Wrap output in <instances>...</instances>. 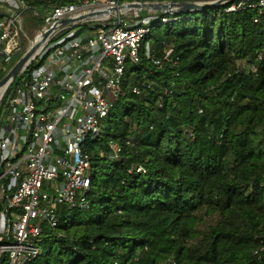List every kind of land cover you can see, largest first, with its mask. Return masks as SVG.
Returning <instances> with one entry per match:
<instances>
[{"label": "trees", "instance_id": "obj_1", "mask_svg": "<svg viewBox=\"0 0 264 264\" xmlns=\"http://www.w3.org/2000/svg\"><path fill=\"white\" fill-rule=\"evenodd\" d=\"M258 1L181 8L151 21L147 43L163 67L143 54L138 66L126 67L108 126L88 148L85 205L58 208L57 225L45 230L27 264H264V249L258 252L264 242V7ZM239 3L244 6L227 12ZM164 45L178 58L176 77L163 59ZM238 61L248 68L238 69ZM23 80L26 72L12 88ZM142 81L150 87L138 97L131 87ZM110 142L121 148L118 158L110 156Z\"/></svg>", "mask_w": 264, "mask_h": 264}, {"label": "built area", "instance_id": "obj_2", "mask_svg": "<svg viewBox=\"0 0 264 264\" xmlns=\"http://www.w3.org/2000/svg\"><path fill=\"white\" fill-rule=\"evenodd\" d=\"M148 2L178 1L0 0V72L20 52L27 23L39 27L26 51L39 44L38 49L20 74L26 72L28 81L11 86L0 109V263H29L45 230L57 225L58 208L85 205L92 170L88 148L107 128L126 67L138 66L141 54L155 68L163 67L147 36L151 21L173 12L131 6ZM257 7L263 8L264 0ZM62 20L71 22L59 26ZM162 54L178 76L172 49L164 45ZM147 87L142 81L131 92L145 97ZM109 147L110 156L118 158L121 148L114 142ZM136 172L145 170L139 166ZM263 249L261 242L258 252Z\"/></svg>", "mask_w": 264, "mask_h": 264}, {"label": "water", "instance_id": "obj_3", "mask_svg": "<svg viewBox=\"0 0 264 264\" xmlns=\"http://www.w3.org/2000/svg\"><path fill=\"white\" fill-rule=\"evenodd\" d=\"M231 0H214L211 2H194V3H180V2H148L141 4L131 5L135 9L147 10V11H156L160 13L166 12H176L181 8H184L186 11L199 12L203 10L214 9L220 6H223L230 2ZM70 20H62L58 25L68 24ZM51 34V31H48L44 37L47 38ZM38 45L32 49L26 51L8 70L7 74L0 81V105L3 103L6 94L13 85L14 81L19 77V75L27 68L29 63L32 61Z\"/></svg>", "mask_w": 264, "mask_h": 264}, {"label": "rangeland", "instance_id": "obj_4", "mask_svg": "<svg viewBox=\"0 0 264 264\" xmlns=\"http://www.w3.org/2000/svg\"><path fill=\"white\" fill-rule=\"evenodd\" d=\"M152 1H161V0H152ZM28 24V25H27ZM26 25V28H25V32H26V35H27V39H23L22 40V44H21V50H20V52H18V54L16 55V56H19V58L26 52V50L28 49V47L30 46V41H32L33 39H34V36H35V34H36V32H37V30L39 29V27L37 26V25H34V22H28ZM15 56V57H16ZM15 57H14V59H15ZM18 58V59H19ZM13 59V60H14ZM17 59V60H18ZM16 60V61H17ZM15 61V62H16ZM14 62V63H15ZM14 65V64H13ZM12 65V66H13ZM236 67L238 68V69H245V68H248L247 67V65H246V63H245V61H238V62H236ZM7 72H8V70L6 71V72H4L5 73V75L7 74ZM1 73V72H0ZM4 75V76H5ZM3 76V77H4ZM2 79V78H1ZM1 79H0V81H1ZM108 100H109V97H108ZM110 100H112V99H110ZM2 105V104H1ZM1 105H0V109H1ZM119 112H122V108H120L119 109ZM0 115H1V113H0ZM108 126V125H107Z\"/></svg>", "mask_w": 264, "mask_h": 264}]
</instances>
